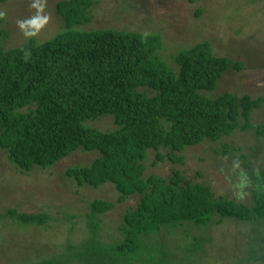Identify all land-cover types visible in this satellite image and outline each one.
<instances>
[{
    "label": "trees",
    "instance_id": "obj_1",
    "mask_svg": "<svg viewBox=\"0 0 264 264\" xmlns=\"http://www.w3.org/2000/svg\"><path fill=\"white\" fill-rule=\"evenodd\" d=\"M95 1H57L62 29L17 46H7L9 32L0 13V148L21 172L51 166L77 150H97L90 164L71 165L65 175L79 186L112 183L119 202L140 196L124 213L122 240L108 244L87 238L72 246L68 236L72 253L43 264H98L117 253L127 259L141 236L151 242L146 235L165 233L180 221L205 223L213 214L240 220L264 216V194L250 206L217 197L210 184L188 180L178 168L168 177L146 174L150 151L156 152L154 165L166 159L177 163L187 146L236 130L255 128L264 137V123L252 122L264 95L211 94L224 73L242 69L244 61L215 54L210 40L180 49L172 60L160 53L163 37L157 31L82 28L92 20ZM106 115L113 117L114 129L90 123ZM114 207L111 200H90L91 226ZM8 215L21 226L50 219L46 212L15 208Z\"/></svg>",
    "mask_w": 264,
    "mask_h": 264
},
{
    "label": "rangeland",
    "instance_id": "obj_2",
    "mask_svg": "<svg viewBox=\"0 0 264 264\" xmlns=\"http://www.w3.org/2000/svg\"><path fill=\"white\" fill-rule=\"evenodd\" d=\"M57 1H0L3 25L9 32L7 46L20 45L30 36L43 41L59 32L62 18ZM91 10L92 20L82 28L157 31L163 37L160 53L166 58L210 40L215 54L244 61L242 69L227 70L211 94L231 90L264 95V0H96ZM254 111V126L264 123V101ZM90 123L103 130L115 128L110 115ZM98 154L77 150L51 166L21 172L0 148V264H43L49 258H66L72 253L68 236L72 246L88 239L108 244L122 240L124 213L140 196L119 202L112 183L79 186L65 175L67 167L90 164ZM182 155L183 162L166 159L154 165L156 152L150 151L146 174L168 177L178 168L188 180L210 184L217 197L250 206L257 203L258 194H264V137L255 128L187 146ZM95 198L111 200L115 207L91 226L87 203ZM9 208L46 212L50 219L44 225L21 226L8 215ZM146 236L152 241L141 236L127 259L111 251L113 259L104 257L98 264H264V216L240 220L213 214L205 223L180 221L165 233Z\"/></svg>",
    "mask_w": 264,
    "mask_h": 264
}]
</instances>
